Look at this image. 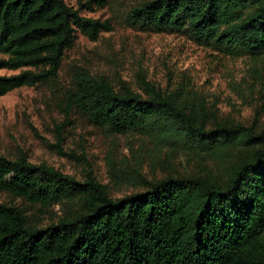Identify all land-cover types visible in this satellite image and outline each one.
<instances>
[{
    "label": "trees",
    "instance_id": "16d2710c",
    "mask_svg": "<svg viewBox=\"0 0 264 264\" xmlns=\"http://www.w3.org/2000/svg\"><path fill=\"white\" fill-rule=\"evenodd\" d=\"M126 18L139 29H188L232 53L264 54V0H142ZM103 28L108 21L66 0H0V68H21L0 74V95L55 80L77 30L97 38ZM140 82L144 92L116 87L105 75L69 87L56 146L63 150L74 108L113 132L142 129L216 155L233 144L262 145L247 150L224 180L168 175L119 197L91 174L79 180L24 152L11 158L0 151V190L43 207L66 205L61 218L40 226L23 206L0 201V264H264V133L234 122L207 128L208 109L197 95L167 91L142 74Z\"/></svg>",
    "mask_w": 264,
    "mask_h": 264
},
{
    "label": "rangeland",
    "instance_id": "374dc122",
    "mask_svg": "<svg viewBox=\"0 0 264 264\" xmlns=\"http://www.w3.org/2000/svg\"><path fill=\"white\" fill-rule=\"evenodd\" d=\"M81 13L108 21L97 38L77 30L59 75L50 82L22 85L0 95V151L11 158L26 153L34 163L46 162L79 180L90 174L109 193L123 196L146 188V179L168 175L213 176L224 180L231 167L253 146L230 145L207 150L159 140L145 130L113 132L74 108L63 130L61 151L56 123L65 119L61 104L69 87L88 76L105 75L116 86L143 91L140 75L170 91L192 92L208 109L207 128L234 122L264 133V54L232 53L183 30H144L131 25L128 11L142 0H66ZM0 56H6L0 53ZM21 68H0L13 74ZM0 201L26 209L31 223L45 226L61 218L66 205L41 206L0 190Z\"/></svg>",
    "mask_w": 264,
    "mask_h": 264
}]
</instances>
